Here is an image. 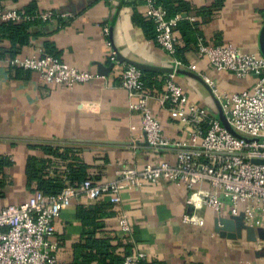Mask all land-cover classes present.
Listing matches in <instances>:
<instances>
[{
  "label": "crops",
  "instance_id": "1",
  "mask_svg": "<svg viewBox=\"0 0 264 264\" xmlns=\"http://www.w3.org/2000/svg\"><path fill=\"white\" fill-rule=\"evenodd\" d=\"M185 1L192 12L179 14L186 17L184 20L195 17L207 42L234 44L244 52L261 54L259 38L264 25V0ZM1 5L18 10H27L33 5L35 11L72 13L73 17L32 26L28 44L12 46L9 40L0 41V155L8 156L13 162L6 169L8 184L0 198V208L24 202L34 193L27 185L25 171L30 156L57 160L42 146L71 148L88 166L90 176L100 181L115 180L124 167L176 161L174 149L155 151L147 143L138 129L140 116L130 108L133 99L121 87L123 64L110 59L112 51H118L122 62L154 68L143 71L149 76L154 92L150 107L160 120L164 135L173 141L188 140V131L174 116L170 105L159 100L165 88L166 71L172 68L173 62L144 24L148 19L143 0H1ZM200 10L205 11L204 15L198 14ZM175 34L184 48L178 28ZM47 44L60 60L81 71L92 72L96 78L75 85L71 91L64 84L46 83L39 74L13 67L8 62L40 48L48 50ZM190 47L183 54L187 64H195L197 69L182 70L197 77L178 72L175 80L186 93L189 105L202 106L211 117L219 119L216 97L203 77L210 78L220 94L250 89L257 79L218 71L193 44ZM74 159L68 157L60 168L65 169ZM189 195L185 187L166 180L145 183L140 188L125 186L120 204L111 203L106 196L111 206L103 220L109 231L119 232L131 244L132 252H144L147 262L264 264V255L256 254L255 242H249L245 233L242 239H229L215 231L217 217L232 215L229 199L223 198L224 207L217 212L206 207L193 208L188 202ZM93 202L80 194L57 219L52 240L57 245L59 263L72 262L75 245L88 230L77 217V209ZM191 214H198L203 222L186 223L184 216ZM124 215L132 228L129 234L119 227ZM251 225L263 227L259 217Z\"/></svg>",
  "mask_w": 264,
  "mask_h": 264
},
{
  "label": "built area",
  "instance_id": "2",
  "mask_svg": "<svg viewBox=\"0 0 264 264\" xmlns=\"http://www.w3.org/2000/svg\"><path fill=\"white\" fill-rule=\"evenodd\" d=\"M143 1L145 16L156 28L155 41L173 62L174 72L166 75L159 100L170 105L174 116L188 131V140L173 141L163 134L162 124L150 107L154 95L145 87L143 71L133 64L120 62L118 51H112L111 61L123 64L121 87L133 99L130 108L140 116L138 129L153 150L174 149L176 161L148 163L140 168L124 167L115 180L87 179L80 187L67 186L57 195L37 191L24 202L0 208V264H62L58 262L57 245L52 235L57 219L76 196L83 194L94 201L107 195L111 203L120 204L123 187L140 188L145 183L155 184L161 180L185 187L190 192L188 202L195 209L206 207L221 212L223 198H226L230 201L231 214L238 215L243 211L246 223L250 225L259 217L264 227V163L254 162L264 161V57L244 52L234 44L216 45L207 42L203 36L198 38V53L208 59L211 67L231 71L239 78L253 76L257 79L250 89L220 94L214 82L203 77L238 137L218 118L211 117L206 108L189 105L186 93L175 80L177 70L197 69L195 64H187L176 57L178 38L175 29L186 17L180 14L169 17L167 10L156 0ZM72 17V13L50 10L28 13L23 9H6L0 3V22L39 20L52 23ZM188 19L196 21L195 17ZM104 31L108 33V28ZM8 62L13 67L39 74L46 83L64 84L71 91L75 85L96 78L92 72L81 71L55 55L45 53L43 48ZM136 128L132 127L133 130ZM184 221L201 224L203 218L191 214L185 215ZM119 227L123 233L131 232L125 215L121 217ZM255 245L256 249L264 248V240L258 239ZM145 260L144 252L134 251L122 264H142Z\"/></svg>",
  "mask_w": 264,
  "mask_h": 264
},
{
  "label": "trees",
  "instance_id": "3",
  "mask_svg": "<svg viewBox=\"0 0 264 264\" xmlns=\"http://www.w3.org/2000/svg\"><path fill=\"white\" fill-rule=\"evenodd\" d=\"M156 2L167 10L169 17H174L182 11L192 12L190 5L185 0H156ZM34 9L35 7L31 5L26 11L34 13L36 12ZM204 12V10H200L198 14ZM38 23L46 22L39 20L19 23L0 22V41L9 40L12 46L28 44L30 41L29 29ZM144 24L148 31H152L151 37L156 40V28L153 21L148 19ZM177 28L182 33L185 47H180L179 43L177 44L176 57L187 63L183 54L184 50L190 49L192 44L197 49L198 38L202 37L203 34L197 21L191 22L188 19H183L178 23ZM48 45H46L48 50L44 49V51L47 54H52ZM143 75L146 89L154 94L153 89L150 88L151 83L148 81L149 76L146 72H143ZM164 78L166 79V75ZM160 85L162 86V83ZM42 147L48 155L57 160H53L51 157L39 159L36 156H30L27 159L25 170L27 185L32 191H41L46 195H57L67 186L80 187L87 179L99 181L90 176L88 166L76 157L71 148ZM70 156L75 157L74 162L66 164L65 169L60 168L61 163H64ZM12 164L13 162L8 156L0 155V198L4 196L3 190L8 184L6 169ZM106 196L102 195L94 200L95 202L78 207L77 217L82 221L83 226L88 227V230L83 232L80 241L75 245L74 258L69 264H122L126 256L133 253L131 244L126 242L119 232H111L107 229L103 215L106 214L111 203L105 200ZM142 264L165 263L156 260L152 262L143 261Z\"/></svg>",
  "mask_w": 264,
  "mask_h": 264
},
{
  "label": "water",
  "instance_id": "4",
  "mask_svg": "<svg viewBox=\"0 0 264 264\" xmlns=\"http://www.w3.org/2000/svg\"><path fill=\"white\" fill-rule=\"evenodd\" d=\"M260 52L261 55L264 57V25L260 31ZM118 60L122 62V59L119 57L118 53ZM127 63L133 64L142 71L144 70H153L154 68L148 65L140 64V63H134L128 61ZM100 69H103L102 66H100ZM104 67V66H103ZM161 70V69H160ZM174 69L170 68L166 71L167 74L173 73ZM186 73L189 75H192L194 77H197L195 74L183 71L177 70V73ZM217 100L218 108H219V120L223 124L224 127H226L232 134L239 137V135L233 130L231 125L229 124L226 115L224 114L220 102ZM256 163H264V161H254ZM215 231L223 238H229V239H242L243 233H245V237L249 242H256L258 239L264 240V227L255 228L253 225H250L246 223L245 220V213L241 212L238 215H230L229 217H222L219 216L215 219ZM257 255H264V248L258 249Z\"/></svg>",
  "mask_w": 264,
  "mask_h": 264
}]
</instances>
